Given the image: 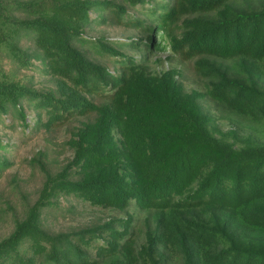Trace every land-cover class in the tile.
<instances>
[{
  "label": "trees",
  "instance_id": "obj_1",
  "mask_svg": "<svg viewBox=\"0 0 264 264\" xmlns=\"http://www.w3.org/2000/svg\"><path fill=\"white\" fill-rule=\"evenodd\" d=\"M237 1L0 0V126L28 140L66 128L73 152L56 174L30 162L45 182L0 240V264H264V144L218 139L200 104L264 123V2ZM101 26L142 36L112 47L88 38ZM168 47L194 63L204 93L186 92L177 70L152 72L149 55ZM13 153L0 138V181ZM64 196L127 218L49 234L45 212ZM134 208L152 220L143 244Z\"/></svg>",
  "mask_w": 264,
  "mask_h": 264
},
{
  "label": "rangeland",
  "instance_id": "obj_2",
  "mask_svg": "<svg viewBox=\"0 0 264 264\" xmlns=\"http://www.w3.org/2000/svg\"><path fill=\"white\" fill-rule=\"evenodd\" d=\"M264 0H238L236 4L245 10L260 9ZM261 4V6H260ZM132 14H136L131 11ZM135 16H138L137 14ZM89 39H104L106 44L116 47L115 43H125L130 36L139 38L138 32L126 30L113 26L95 27L87 33ZM160 39L158 38V42ZM124 54L137 60H142L143 53L139 54L131 50H119ZM149 67L155 74H163L170 70H177L181 73L179 78L185 91L205 92L204 80L199 77L193 67V62H185L178 56L171 53L169 47L164 51H152L149 55ZM109 63V62H108ZM229 73H234V61L221 62ZM109 68L114 69L111 64ZM262 66V65H261ZM6 68V66H5ZM10 69V66H7ZM25 74V73H24ZM21 75L20 77H22ZM34 77V86L41 88L48 86V77L40 73H29ZM259 86L264 88V80L258 81ZM200 104L206 114L213 118L212 131L218 139L226 140L235 145V148H242L244 141L252 139L254 142L264 144V123L255 122L243 117L226 108L216 105L208 98L200 100ZM18 132H10L0 126V138L4 143L13 146V154L9 159L13 163L11 170L5 172L0 181V240L8 237L14 230V219L24 218L29 207L33 206L39 199L41 189L45 182V175L38 165L33 166L30 162L37 158L51 173L60 172L73 159V152L66 145L70 136L68 130L56 132L33 133L29 140ZM30 132V130H29ZM33 132V131H32ZM235 132L236 139L223 137L222 135ZM40 155V157H39ZM135 218L136 228L134 233L140 244L144 243V234L148 223L152 226V220L147 212L139 209L130 210ZM127 215L118 210H104L84 204L72 197L59 199L58 207L45 212L43 227L49 234L73 233L83 229L98 227L116 219H125ZM169 264H182L174 259Z\"/></svg>",
  "mask_w": 264,
  "mask_h": 264
}]
</instances>
